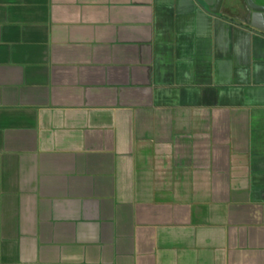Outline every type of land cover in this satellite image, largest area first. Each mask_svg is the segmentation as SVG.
I'll return each mask as SVG.
<instances>
[{"label":"crops","instance_id":"crops-1","mask_svg":"<svg viewBox=\"0 0 264 264\" xmlns=\"http://www.w3.org/2000/svg\"><path fill=\"white\" fill-rule=\"evenodd\" d=\"M215 3L0 0V264H264V33Z\"/></svg>","mask_w":264,"mask_h":264},{"label":"water","instance_id":"water-1","mask_svg":"<svg viewBox=\"0 0 264 264\" xmlns=\"http://www.w3.org/2000/svg\"><path fill=\"white\" fill-rule=\"evenodd\" d=\"M223 0H216L213 7L207 9L209 13L219 14ZM247 8V14L242 20L243 24L252 29L264 33V5L256 4L253 0H244Z\"/></svg>","mask_w":264,"mask_h":264}]
</instances>
